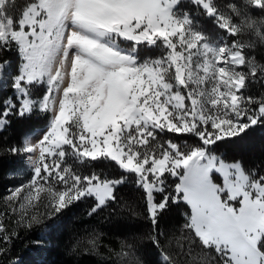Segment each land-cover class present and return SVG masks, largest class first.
Listing matches in <instances>:
<instances>
[{
	"label": "rangeland",
	"instance_id": "374dc122",
	"mask_svg": "<svg viewBox=\"0 0 264 264\" xmlns=\"http://www.w3.org/2000/svg\"><path fill=\"white\" fill-rule=\"evenodd\" d=\"M191 1L211 8V0ZM252 1L260 6L263 0ZM8 4L9 0H0V39L18 47L21 64L14 88L19 112L29 114L35 108L50 112L45 126L25 134V158L9 174L15 185L8 195L18 197L22 208L41 189L49 191L55 184L65 150L78 160L107 156L120 165L128 163L145 180L152 162L156 161V170H163V157L172 161L182 156L180 146L169 141L162 157L140 159L138 148L155 139L156 131L191 133L202 145L194 149L208 152L214 140L236 136L264 115V104L253 113L240 93L244 80L238 69L244 57L236 45L204 37L195 20L178 9V0H36L25 9L17 30L7 13ZM74 12L78 14L71 21ZM60 24L58 62L53 46ZM9 73L5 65L0 82ZM8 113L0 120V129ZM184 165L189 172L181 192L189 201L191 217L207 219L211 231L202 238L205 244L223 252L230 264H264L258 249L264 236V178L251 179L240 168V176L228 178L220 170L227 177L220 191L214 182L219 170L215 162H204L196 169L193 160ZM180 172L182 168L176 167L171 173ZM194 179L196 188H192ZM215 179L221 180L217 175ZM85 181L83 189L77 178L64 182L63 186L70 183L71 190L59 195L58 202L94 193L101 203L109 195V185H114ZM158 181L163 183L161 178ZM250 211L262 219L252 235L239 228V221Z\"/></svg>",
	"mask_w": 264,
	"mask_h": 264
},
{
	"label": "trees",
	"instance_id": "16d2710c",
	"mask_svg": "<svg viewBox=\"0 0 264 264\" xmlns=\"http://www.w3.org/2000/svg\"><path fill=\"white\" fill-rule=\"evenodd\" d=\"M35 1L9 0L6 10L15 30L27 6ZM178 2V9L195 20L204 37L222 38L241 52L244 64L238 76L244 79V87L240 93L255 112L264 104V0L260 6L252 0H211L210 11L191 0ZM20 64L16 43L0 39V75L5 65L10 71L0 82V120L9 112L0 129V264H230L223 252L205 244L192 229L191 209L176 192L183 172L177 177L163 174L164 190L155 194V202L165 197L167 202L151 218L146 192L134 172L107 156L78 160L65 150L63 159L56 156L64 162L54 174L55 184L49 191L41 189L27 207H20L19 198L8 195L15 185L9 174L25 158V134L50 119L48 111L38 109L20 114L14 88ZM169 141L180 146L182 156L202 147L191 133L156 131L155 139L138 148L139 158L162 157ZM208 152L225 163L239 162L251 179L264 178V115L242 133L214 140ZM74 178L81 181V189L86 179L114 182L112 200L100 208L94 197L86 195L59 203V195L71 190L70 183L63 186L64 182ZM214 182L220 184L215 176ZM258 249L264 257V236Z\"/></svg>",
	"mask_w": 264,
	"mask_h": 264
},
{
	"label": "crops",
	"instance_id": "0c3cea01",
	"mask_svg": "<svg viewBox=\"0 0 264 264\" xmlns=\"http://www.w3.org/2000/svg\"><path fill=\"white\" fill-rule=\"evenodd\" d=\"M163 159L165 160V167H164L163 170H159V169L156 170V161L152 162V164H150L147 167V170H145L146 173L143 175V178H145V180L144 179H140V181H141V183L143 185V188L145 189L146 195H147L149 214H150L151 218H154L156 216L157 212L160 211L162 208H164L165 205H166L167 198L165 197L161 202L157 203V202H155V194L156 193H162V191L164 189L163 183L159 182L158 180L168 170L169 167H171L172 171L176 167L183 168V171H184L183 172V176L185 177L188 174L189 171H188V168L185 167L184 162L189 161V160H193L194 161V165H195V169L198 168V167H203V163L204 162H207V164H210L211 162H215L216 169H218L220 167L219 170H217V172L215 174L219 175L220 178L222 179V187L219 190H221L222 188L223 189L225 188L227 177L229 178L230 176H233L235 174L237 175V177L240 176V172L237 171V170H238V168H240V170L242 169L241 165L239 163L226 164V163L222 162L218 157H216V156L214 157V155L208 154L204 149L194 150L191 153H189L188 156L179 157V158L174 159L172 161H169V159L166 158V157H163ZM121 165L126 170H129V171H132V172L134 170H136L134 167L130 166V164H128V163L126 164L125 162H123V163H121ZM221 166H222V168H221ZM221 169H223L224 170L223 172H225L227 174L226 179H225V176L222 173H220ZM226 169H227V171L229 169V171L228 172L225 171ZM193 170L194 169L190 168L191 172ZM184 177L180 178L181 181H180L179 185L177 186V193L181 192L180 184H181L182 180L184 179ZM110 184H112V183H110ZM196 184H197V182L195 180H193L192 188H194L193 186H197ZM96 185L97 184H95V185H93L91 187H94ZM109 188H110L109 195L106 198H104V200L101 202L102 204L98 202V206L104 205L106 203V201L111 199L112 193H113V186L109 185ZM219 190H218V193H219ZM90 195L94 196L98 200L97 196L94 193H91ZM183 199H184V195H183ZM184 201L186 202L187 199L185 198ZM186 203L188 204V201ZM197 219H200L201 222H200V220H198L199 221L198 222ZM197 219L196 218L195 219H193V218L191 219V221H190V224L192 225L191 227L196 232V234L198 236H200L201 238H203L205 236H208L207 233H209V230L207 229L208 227L205 224V221L207 219L203 218V220H202L201 217L197 218ZM194 222H196V224H194ZM197 223H200L201 225L200 224L197 225ZM202 224H204V225H202Z\"/></svg>",
	"mask_w": 264,
	"mask_h": 264
},
{
	"label": "bare ground",
	"instance_id": "6f19581e",
	"mask_svg": "<svg viewBox=\"0 0 264 264\" xmlns=\"http://www.w3.org/2000/svg\"><path fill=\"white\" fill-rule=\"evenodd\" d=\"M57 1H61V0H57ZM135 1V0H134ZM138 2V1H137ZM67 4V3H66ZM134 4H135V2H134ZM144 4V3H143ZM76 7H77V5H76ZM77 14L78 13H72V14H70L69 16H70V20L71 21H75L74 20V18L73 17H71L72 15H74V16H77ZM68 19H69V17H68ZM81 22H85L86 24L89 22V23H93V21H87V20H83V19H81ZM67 24V22L66 23H64L63 24V26L64 25H66ZM63 26H61V24L58 26V28H57V33L56 34H54V35H56V37L54 38L55 39V44H54V46H53V50L55 51V48L57 47V42H58V40H59V35L60 34H62V32H63ZM68 27V26H67ZM60 28V29H59ZM69 28V27H68ZM68 31V30H67ZM71 33V32H70ZM69 33V34H70ZM75 33V32H74ZM77 34L75 33V35L74 36H76ZM79 35V34H78ZM80 37H82V39L84 38L83 36H81L80 35ZM67 38V37H66ZM85 38H87V37H85ZM63 41V40H62ZM87 41V40H86ZM91 43H93V42H91ZM89 45V44H88ZM96 46V45H95ZM50 52V51H49ZM55 54H56V58H55V60L56 61H58L59 62V57H60V53L58 52V49L55 51ZM54 60V61H55ZM57 62V63H58ZM233 103V102H232ZM236 103V102H235ZM241 106V105H240ZM229 108V107H228ZM237 109H238V107H236ZM246 108V107H245ZM233 109V108H232ZM234 109H235V107H234ZM119 110V109H118ZM256 110V109H255ZM225 111V110H224ZM223 111V112H224ZM235 111V110H234ZM244 111V110H243ZM251 111V110H250ZM245 112V111H244ZM249 112V111H248ZM234 113V112H233ZM254 113V112H253ZM246 114V113H245ZM237 115V114H236ZM249 115V114H248ZM252 116V115H251ZM235 117V116H234ZM239 117V116H238ZM232 118V117H231ZM235 118H237V117H235ZM240 118V117H239ZM233 121V120H232ZM238 121V120H237ZM159 125V124H158ZM161 125V124H160ZM162 126V125H161ZM158 127V126H157ZM243 130V129H242ZM191 132V131H190ZM242 133V132H241ZM201 135V134H200ZM198 136V135H197ZM199 137V136H198ZM202 137V136H201ZM201 142V141H200ZM204 145V144H203ZM208 146V145H207ZM204 147V146H203ZM207 148V147H206ZM205 149V148H204ZM218 151V150H217ZM202 152V151H201ZM223 152V151H222ZM204 157V156H203ZM215 157V156H214ZM116 158H118V157H116ZM119 160V159H118ZM219 162V161H218ZM239 163V162H238ZM218 164V163H217ZM220 164V163H219ZM223 164V163H222ZM220 166V165H219ZM218 166V167H219ZM220 168V167H219ZM218 168V169H219ZM221 168H222V166H221ZM136 169V168H135ZM248 169V168H247ZM251 169V168H250ZM253 169V168H252ZM251 169V170H252ZM222 171H224L223 169H221ZM246 170V169H245ZM225 171H227V169L225 170ZM228 171H229V169H228ZM227 171V172H228ZM248 171H250V170H248ZM134 172H136V171H134ZM242 172V171H241ZM255 172V171H254ZM225 173V172H224ZM246 173V172H245ZM137 174V173H136ZM243 174V173H242ZM260 174V173H259ZM227 175V174H226ZM229 175V174H228ZM231 175V174H230ZM137 176V175H136ZM242 177H243V175H241ZM247 176V175H246ZM253 176V175H252ZM264 176V175H263ZM138 177V176H137ZM136 177V178H137ZM182 177H184V176H182ZM220 177V176H219ZM245 177V176H244ZM223 178V177H222ZM254 178H256V177H254ZM244 178H242V180H243ZM195 180V179H194ZM222 180V179H221ZM264 180V179H263ZM139 181V180H138ZM181 181V180H180ZM196 181V180H195ZM200 181V180H199ZM244 181V180H243ZM255 181V180H254ZM140 182V181H139ZM197 182V181H196ZM201 182V181H200ZM262 182V181H261ZM178 183V182H177ZM202 183V182H201ZM218 183V182H217ZM181 185V184H180ZM196 185H198V184H196ZM201 185H203V184H201ZM194 188L196 187V186H193ZM162 189V188H161ZM203 189V188H202ZM220 189V188H219ZM179 190V189H178ZM195 190V189H194ZM221 191V190H220ZM226 192V191H225ZM185 199V198H184ZM209 199H210V197H209ZM188 200V199H187ZM102 201V200H101ZM212 201V200H211ZM187 202V201H186ZM189 202V201H188ZM102 204V203H101ZM186 204V203H185ZM187 205V204H186ZM189 205V204H188ZM191 206H194L192 203L190 204ZM212 205V204H211ZM101 206V205H100ZM209 206V205H208ZM213 206V205H212ZM210 207V206H209ZM215 207V206H214ZM219 207V206H218ZM254 208V207H253ZM208 209V208H207ZM213 209H215V208H213ZM260 209V208H259ZM258 209V210H259ZM190 210V209H189ZM204 210H206V209H204ZM222 211V210H221ZM220 211V212H221ZM231 211V210H230ZM262 211V210H261ZM191 212V211H190ZM223 212V211H222ZM263 212V211H262ZM206 213V212H205ZM212 213H213V211H212ZM218 213H219V211H218ZM225 213V212H224ZM212 215V214H211ZM224 215V214H223ZM228 215V214H227ZM226 215V216H227ZM190 216H192V215H190ZM213 216V215H212ZM218 216V215H217ZM194 217V216H193ZM228 217H229V215H228ZM227 217V218H228ZM196 218H199V217H196ZM207 218V217H206ZM208 218H209V216H208ZM215 218V217H214ZM223 218V217H222ZM225 218V217H224ZM223 218V219H224ZM229 218H231V217H229ZM237 218V217H236ZM192 219V218H191ZM198 220H200V219H197V221ZM203 220V219H202ZM191 221V220H190ZM222 221V220H221ZM228 221V220H227ZM199 222V221H198ZM200 222H201V220H200ZM208 222V221H207ZM217 222V221H216ZM219 222V221H218ZM224 223V222H223ZM239 223H240V225H241V227L239 226V228H242V232H246V234H250V235H252V234H254V232L257 230V227L259 226V224L260 223H262V219H261V217L259 216V214L257 213V214H255L254 212H252V211H250V213L249 212H247V213H245V215L242 217V219L239 221ZM193 224V223H192ZM194 224H196V222H194ZM198 224H200V223H197V225ZM230 225H231V223H229ZM232 224H234V223H232ZM201 225V224H200ZM199 225V226H200ZM202 225H204V224H202ZM209 225V224H208ZM217 225V224H216ZM220 225V224H219ZM192 226V225H191ZM224 226V225H223ZM234 226V225H233ZM232 226V228H234ZM194 227V226H193ZM209 227V226H208ZM214 227V226H213ZM219 227H221V226H219ZM226 227V226H225ZM231 227V226H230ZM215 228V227H214ZM222 228V227H221ZM229 228V227H228ZM236 228V227H235ZM205 229V228H204ZM208 229V228H207ZM209 229H210V227H209ZM216 229V228H215ZM223 229V228H222ZM259 229V228H258ZM228 230V229H227ZM230 230V229H229ZM237 230V229H236ZM209 231H211V230H209ZM215 231V230H214ZM223 231V230H222ZM222 231H220V232H222ZM259 231V230H258ZM232 232H236V231H232ZM212 233V232H211ZM230 233V232H229ZM243 233V234H244ZM208 234V233H207ZM235 234V233H234ZM225 235H228V234H225ZM236 235V234H235ZM238 235V234H237ZM239 236V235H238ZM225 239V238H224ZM243 240V239H242ZM227 242V241H226ZM204 243V242H203ZM243 243V242H242Z\"/></svg>",
	"mask_w": 264,
	"mask_h": 264
}]
</instances>
